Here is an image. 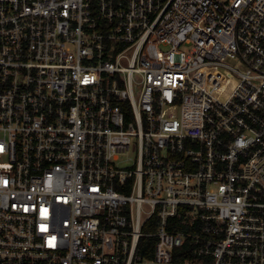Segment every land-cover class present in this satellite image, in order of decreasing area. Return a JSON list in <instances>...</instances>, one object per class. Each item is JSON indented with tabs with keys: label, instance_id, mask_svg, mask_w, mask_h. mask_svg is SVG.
Returning <instances> with one entry per match:
<instances>
[{
	"label": "built area",
	"instance_id": "1",
	"mask_svg": "<svg viewBox=\"0 0 264 264\" xmlns=\"http://www.w3.org/2000/svg\"><path fill=\"white\" fill-rule=\"evenodd\" d=\"M0 264H264V0H0Z\"/></svg>",
	"mask_w": 264,
	"mask_h": 264
},
{
	"label": "rangeland",
	"instance_id": "2",
	"mask_svg": "<svg viewBox=\"0 0 264 264\" xmlns=\"http://www.w3.org/2000/svg\"><path fill=\"white\" fill-rule=\"evenodd\" d=\"M233 64H235V63L233 62Z\"/></svg>",
	"mask_w": 264,
	"mask_h": 264
}]
</instances>
